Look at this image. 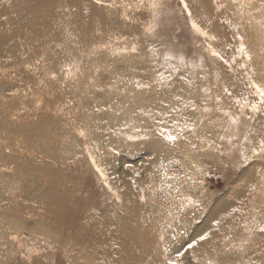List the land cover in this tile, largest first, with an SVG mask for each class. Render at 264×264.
Instances as JSON below:
<instances>
[{"label":"rangeland","instance_id":"1","mask_svg":"<svg viewBox=\"0 0 264 264\" xmlns=\"http://www.w3.org/2000/svg\"><path fill=\"white\" fill-rule=\"evenodd\" d=\"M88 1L115 9L121 32L72 64L73 47L60 54L54 31L23 41L25 11L0 0V41L12 30L20 51L0 58V264H264V0ZM31 2L53 24L49 1ZM41 40L48 75L32 46ZM81 62L87 75L97 66L71 85ZM41 93L53 107L71 94L70 114L43 107ZM81 98L97 112L75 108ZM147 177L156 195H146ZM248 186L256 201L240 222L235 197ZM123 191L136 196V210L167 194L176 210L143 221L121 207ZM106 213L122 226L130 220L129 231L145 222L150 245L112 219L101 227Z\"/></svg>","mask_w":264,"mask_h":264},{"label":"bare ground","instance_id":"2","mask_svg":"<svg viewBox=\"0 0 264 264\" xmlns=\"http://www.w3.org/2000/svg\"><path fill=\"white\" fill-rule=\"evenodd\" d=\"M5 1H7V0H5ZM47 1H49V2H48V5L46 6L47 7L46 8V12H47L46 19H50L49 17L52 16L53 17V19H52L53 20V24H49V25L44 26L43 22L41 21V15H40V11L38 10V6L35 5V4H33L31 2V0H30V2H29V0H11V2L14 5V8L15 9L16 8H21V10H18L19 12L25 11L22 14L24 15V13H25V15H26V17L28 18V21H29V23L26 25V28H25L27 34H25V36H22V39H24L23 41L33 40L34 39L33 38V33H36V32H39L41 35L47 36V35H50L51 34L50 33L51 31H54L55 33H57L56 34V40L57 41H59V40H62L63 41V44H59L58 45V47L61 49L59 51L60 54H62L65 58H67L68 53H69L70 46H72L73 49L72 48L71 49L74 50V53L73 54H70L69 56L72 57V58H74L75 56H77L76 52L77 53H79V52L81 53V52L87 51L89 53H94L95 51H98L99 50V47L97 46V44H100L101 45V43L104 44V42L109 41L108 40V37H111V40H112L111 43L113 44L114 43L113 42L114 40L112 38L116 39V37L118 36V34L121 32L120 31L121 22L116 23L115 20L112 21V19H115V16H116L115 9H110V7L108 8L110 10H108L107 8H104V7H102V8L90 7L89 5H91V4L89 3L88 0H85V1H79V0H47ZM116 2H117L116 4H121V1H119V0H116ZM51 3L53 4V7L55 6L54 7L55 8V11H53V12L51 11L53 9ZM77 3L78 4L84 3V5H80V6L75 7V5ZM114 27H116V29H114ZM16 30H17V28L15 29V31ZM11 32H12V30L6 32L7 33L6 35H8L9 38H7L5 41H4L3 37L1 38L0 44L1 45L4 44V45H3V47H1L2 52H0V58H2V55L4 53H10L11 55L16 56L20 52L19 50H18L19 51L18 52L15 49V47H13V49H12V46H13L12 44L10 46V43H11V39H10ZM21 34L23 35L22 32H21ZM12 41L15 44V40H12ZM23 41H22V43H20V46H23V45L27 44V43H25ZM46 45L47 44H46V41L45 40H41V42H38L37 44L36 43L35 44L32 43V46L34 47L35 52H39V53L41 52L42 53V56H40V59L43 60V58H44L46 60V62H47L43 66H42L41 63H39V61L37 63L40 64V67H47V68L51 69V70H47L46 71L45 75H48V72L49 71H53V67H52L53 64H52V62L51 63L48 62V58H50V54H48L50 51L48 52V50H50V49ZM106 45H108V44H106ZM14 46H16V45H14ZM111 46H116V45H111ZM89 49H91V51H89ZM53 53H56V52H52V54ZM44 55H45V57H44ZM79 56H80V54H79ZM84 56H82V57H84ZM89 56H91V55H89ZM9 58L11 59L10 56H9ZM77 59L78 58H74V60L72 61V64ZM70 60H71V58H70ZM50 61H52V60H50ZM0 63H2V62L0 61ZM43 63H44V61H43ZM18 64H19V62L16 59L12 63V65L15 67V69H16V67H19V66H23V68L25 69V63L23 65H18ZM36 66H37V64H34V67H36ZM96 66H97L96 64H91L90 67H87L86 69L88 71L89 70L92 71V69H94ZM24 69L23 70H19V71H23V74H25L24 73ZM90 72H88V75L90 74ZM27 74L28 73H26V75ZM9 75H10V73H9ZM28 75H29L30 78H34L33 75H31V74H28ZM69 75H68L69 78H71L70 79L71 85H75L76 82H77V80H79V79H81L82 81H84V79H88L89 78V76L85 72L82 71V62H81V64L80 63H78V64L76 63V65H73L71 67V69H70ZM114 77L113 78L111 77V79H114ZM44 78L45 79H49L48 81H50L52 83H56V82H62L63 83V80H65L64 79L65 77H63V76L62 77H57V76H55V77L44 76ZM91 78H93V77H91ZM100 79H102V78H100ZM35 80L38 81V79H35ZM104 80H100V81H104ZM108 80H110V79L108 78ZM108 80H106V81H108ZM82 81H80V82H82ZM67 82H64V84L65 83L67 84ZM113 82L115 84V80ZM42 83H44V82H42ZM6 84H7V82H6ZM4 85L5 84L3 83V86ZM1 91H0V93H2ZM58 91L59 90L57 89L55 91V93L57 94ZM91 92H93V90H89V91L85 92L84 94H85V96L86 95H90ZM4 95H6V94H4ZM38 95H40V94H38ZM70 95L71 94H69L68 96H64V97L61 96L62 98H60V99H59L60 96L57 95V101L58 102H56L55 107H53L52 106L51 99L48 96H46V95H42V93H41L42 106L43 107H46V108H50L51 107V108L56 109V110L57 109H60L61 112H68L70 114L71 107L68 104L66 105V103L69 101ZM28 97H30V96H28ZM10 98H11V96H10ZM34 98L37 99L36 97H34ZM8 99H9V97H8ZM31 100H34V99H31ZM1 101H2V98H1ZM16 102H18V101H16ZM28 102H30V100ZM12 103H13V101H12ZM22 103H24V101ZM33 103H35V102H33ZM117 103L118 102H116V103L114 102L113 105H111L112 103L109 104V105H105V106H103L104 108H99L98 107V109L99 110L100 109H106V110L110 111V110H112V108H113L114 105H117ZM19 105H21V104H19ZM38 105H39V103H38ZM8 106H9V104H8ZM17 107H18V105H17ZM27 107L29 108V104H28ZM75 108H77L81 112H84V113H87V114H88V112L89 113L97 112V111H94L96 107H94L92 104L91 105L89 104V98H81V101H79V104L76 105ZM57 111H59V110H57ZM107 112H105V113H107ZM2 113H3V111H2ZM61 126H62V124L59 123L58 124L59 129H61L60 128ZM59 141H60V139H58V142ZM168 158L169 157H167L166 160H169ZM165 169L166 170H165L164 177L168 174V172H167L168 165L167 164H166ZM149 175H151V174L148 173V176ZM122 179L125 180L127 178L126 177L125 178L123 177ZM149 179L151 180V183H149ZM146 183L149 184L148 187H145L144 186V184H146ZM155 183H156V180H154L153 177H147V178L143 179V183H141V185H142V187L146 188V192L149 190V192L146 193L147 196H152V195H156L157 194V191H156V188H155ZM251 186H252V184H251ZM169 187H170L169 183H167L165 181V191L166 192L168 191V189L172 190L171 187L170 188ZM249 190H250V187L248 186V187H246V190L242 194H240L239 197H235V200H239L240 197H241L240 207H239V213L236 216V218H237L236 220L237 221L245 222L244 221V218H246V220H248L249 219V216L251 215L249 213H250V210L253 209V206L250 205V204H253L256 201V199L253 198V197H250L248 195V194H250V193H248ZM165 191H161V192H163V194H167ZM119 195H121L120 198H123V200L121 199L122 202L120 203L121 207H125L126 209H128L127 211L133 212L136 217H138L139 219H141L143 221L144 220H148L149 221L150 214L158 217V216H161V215H167V214L171 213L172 211H175L176 210L171 205V201L173 200V198L171 196H169V194L163 195L162 196L163 197V200L162 201L161 200H153V201H150L148 204L141 205L140 209H138V210L135 209V206H136V204H135L136 196L134 194H132V193H125L124 192L123 195L121 193ZM123 203H125V205ZM122 210H124V209H122ZM117 215H118V213L116 214V216ZM98 218L102 219V221H101V227H104V225L107 224V223H109L111 221V219H112V218H110V216H109L108 213H106L104 215H100V216H98ZM112 220H113V222L112 223H109L111 226L116 225L118 227L126 228L127 237L130 240H133L134 241V239H137L138 242H141L142 240H144L146 244L150 245V243H149V237H148L149 234H148L147 229H145L148 226H147V224L145 222L143 223V226H142L141 231L136 232V231H129V228L131 227V224H132L130 220L124 221V218H123V222H124L123 223V226H122V224L116 218H113ZM217 220L218 219H216V220L214 219L212 222H210L209 223V227L212 225L213 222H216ZM209 227L205 228L204 230H208ZM97 229L100 230L99 228H97ZM233 237H232V239L235 238V237L234 238Z\"/></svg>","mask_w":264,"mask_h":264},{"label":"snow or ice","instance_id":"3","mask_svg":"<svg viewBox=\"0 0 264 264\" xmlns=\"http://www.w3.org/2000/svg\"><path fill=\"white\" fill-rule=\"evenodd\" d=\"M98 2H99V0H98ZM258 90H259V89H258ZM260 94H261L262 97H264V91H261ZM168 139H169V140H173L174 137L169 136ZM262 143H264V142H262ZM261 231H264V229H261ZM204 238H205V237H203V236L201 237V239H204Z\"/></svg>","mask_w":264,"mask_h":264}]
</instances>
